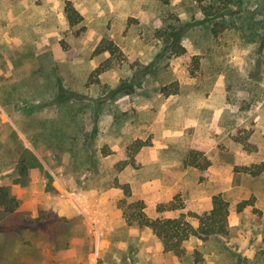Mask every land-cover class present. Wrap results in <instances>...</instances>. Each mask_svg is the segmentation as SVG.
I'll return each mask as SVG.
<instances>
[{
  "label": "rangeland",
  "instance_id": "374dc122",
  "mask_svg": "<svg viewBox=\"0 0 264 264\" xmlns=\"http://www.w3.org/2000/svg\"><path fill=\"white\" fill-rule=\"evenodd\" d=\"M104 41L118 50H99ZM216 110L223 132L211 156L224 185L205 188L228 202L229 233L192 237L177 258L151 229L126 224L124 194L100 195L114 178L177 181L184 208L169 217L198 226L192 215L213 197L199 188L208 168L185 166L183 125ZM136 139L147 156L169 148L116 171ZM262 162L264 0H0V186L18 203L0 207V264H264V172L239 170Z\"/></svg>",
  "mask_w": 264,
  "mask_h": 264
},
{
  "label": "trees",
  "instance_id": "16d2710c",
  "mask_svg": "<svg viewBox=\"0 0 264 264\" xmlns=\"http://www.w3.org/2000/svg\"><path fill=\"white\" fill-rule=\"evenodd\" d=\"M66 18L70 26H75L81 21V17L77 10L68 2L65 6ZM101 51H109L114 53L118 48L111 41H104L99 47ZM106 70V68H97L96 72ZM166 95L175 93V91H169L164 87ZM147 145L145 141L136 139L127 145L124 150L121 159L113 166V168L121 172L127 167L133 169H139L141 167L139 153L142 147ZM199 150V151H198ZM104 156L110 155V151L104 149L102 151ZM186 167L199 168L205 170L210 166V161L206 157L205 149H199L196 146H192L187 159L185 160ZM25 165H22L21 170H25ZM244 173H248L251 176H258L264 172V162L260 164H253L251 166L242 167L239 169ZM112 187L119 188L123 191L124 199L120 201L121 208L124 209L125 222L128 226H138L140 228L146 227L152 230L153 234L161 242L163 250L166 253H170L177 258H182L185 253V244L190 238L195 237L201 242L207 241L211 237L215 236H227L228 229V202L220 195H214L212 199V209L209 211L194 213L192 217L198 221V226L191 224L187 216L181 213L178 217L168 218L163 215L165 211L181 210L184 208L183 204L172 200L166 203H158L156 211L159 214L157 218H149L144 209L146 203L142 199H132V193L130 185L128 183H120L117 178L112 181ZM127 199H131L130 202ZM18 206V203L14 197L9 194V190L6 187L0 186V207L7 213L13 212ZM239 209L243 207V203L239 206ZM195 262H200L199 252H194Z\"/></svg>",
  "mask_w": 264,
  "mask_h": 264
},
{
  "label": "crops",
  "instance_id": "0c3cea01",
  "mask_svg": "<svg viewBox=\"0 0 264 264\" xmlns=\"http://www.w3.org/2000/svg\"><path fill=\"white\" fill-rule=\"evenodd\" d=\"M7 51V50H6ZM7 53V52H6ZM221 116L222 113L219 111H214L211 115V121L208 123L202 122L197 116L194 117H188L183 125L184 130H187L188 128L192 129V132L190 133V141L193 143L194 146L198 147L199 149H205L206 156L208 157V160H210V166L206 170L205 179L199 185L200 190L202 191V195L209 199H211L216 194H210L209 191L206 190L205 186L207 184L214 186V191L217 190V188H221V186L224 185V180L222 178V175L216 173L218 169H216V165L219 164V161L213 158L211 155L212 153H215V151L218 149V138L217 135H221L223 132V124L221 123ZM187 126V127H186ZM185 127L187 129H185ZM185 134V132H184ZM218 136V137H219ZM169 148V145L167 143H164L161 145L159 149L155 150V153L157 155L154 156H147V152H151V149L146 148L145 146L142 147L140 150V162L142 160V165L147 166L149 164V161L152 163H155L157 160H162V152L167 150ZM151 160H150V159ZM224 167V166H222ZM214 170L216 172H214ZM220 171V169L218 170ZM129 182L130 189L132 193V199L134 197H137L138 199H142L146 203V211L147 216L149 218H157L159 214L156 211V207L159 203V200L165 199L167 202L172 201L174 196L176 194H179V192H183L184 185H181L179 182H174L173 184H170L166 180L161 179H155V180H127L125 178L120 177V183H126ZM198 183L194 184V188L197 187ZM190 184L187 185V188L189 190V198L190 200H194L196 197L191 195L194 188ZM170 190L169 194L165 193L166 190ZM219 193V192H218ZM100 200L108 201V198H114L120 199L123 197V193L118 188H110L106 192H102L100 195ZM163 201V200H162ZM207 203V202H206ZM206 210L212 209V202L208 201V205L206 206ZM176 211V210H174ZM173 211H165L163 215L168 218ZM174 218V217H173Z\"/></svg>",
  "mask_w": 264,
  "mask_h": 264
}]
</instances>
